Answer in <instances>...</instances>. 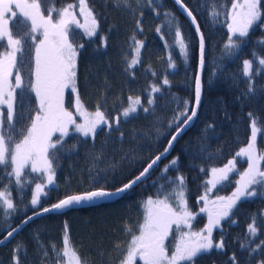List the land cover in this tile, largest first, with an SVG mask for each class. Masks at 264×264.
<instances>
[{"label": "trees", "instance_id": "trees-1", "mask_svg": "<svg viewBox=\"0 0 264 264\" xmlns=\"http://www.w3.org/2000/svg\"><path fill=\"white\" fill-rule=\"evenodd\" d=\"M16 2L9 5L4 15L8 19L9 30L14 36H20L23 29L19 22L26 18L16 8ZM182 2L192 11L204 38L201 99L193 123L142 182L114 201L70 209L60 214L50 212L32 219L7 245L0 247V250L9 251L1 257L0 264H14V255L19 258V264H63L61 249L66 234L65 225L69 243L83 264H120L124 259L120 253L126 255L132 235L139 233V224L144 221V202L149 197L163 199V195L158 197L162 185L165 190L171 191L174 187L171 180L180 175L185 178L184 202L193 218L191 232H201L206 222L204 211H200L205 207L201 197L227 198L236 191L238 178L248 167L247 159L237 157L236 153L247 146L251 136L249 113L264 124V69L262 74L253 76L254 94L247 93V78L243 76L245 59L253 60V53L257 58L264 57V44L260 43L264 41V22L254 25L247 37H235L240 46L233 55L228 56L224 45L229 36L227 24L231 21L226 20L224 15H220L218 21L210 19L211 0ZM216 2L222 10L231 9V0ZM86 3L95 14L98 27L95 35L85 36L75 23L68 26L69 40L77 49L76 94L65 91L63 104L73 112L78 96L79 103L86 110L99 108L110 123L114 122L116 116L119 123L112 124L111 128L100 127L94 137H84L73 131L62 137L64 146L54 166L55 185L40 194L35 208L31 205L35 184L17 189L12 178L10 188L17 206L16 212L7 222L0 216V237L6 233L9 225L15 226L34 211L68 195L101 187L115 190L128 182L165 148L176 130L173 117L184 111L185 101L188 102L187 107L192 108L198 39L193 27L172 1L158 0V4L150 5L149 0H140L139 4L137 0H130L129 8L123 5L117 7L113 0H86ZM68 4L74 5L73 11L77 17L78 0H46L42 11L47 16V9L54 7L59 10ZM260 6L264 9V0ZM153 7H156V11H153ZM13 11L17 14L15 17L12 16ZM165 12L171 13L180 25L187 44L186 59L175 44L174 29L170 31L166 26ZM137 22L140 27H137ZM26 26L30 29L31 22L27 21ZM158 27L161 28L159 33ZM31 35L36 42L42 39L41 30ZM135 41L142 42L139 62L128 68L130 61L137 56ZM6 48L5 38L0 55ZM26 48L28 51L24 56L23 69L25 86L16 90L18 119L14 138L17 141L22 139L21 133L31 125L30 117L34 118L39 108L35 94L27 88V65L34 64L35 55L31 38L27 39ZM257 66L258 59L254 61V69ZM165 79L168 84L163 83ZM153 85L158 86L160 92L152 93ZM150 94L155 101L151 106L148 105ZM129 97H140L141 104L151 110L145 113L143 108H138L131 116L121 117L120 113L128 106ZM3 110L6 112L5 108ZM170 121H173L172 127H169ZM58 137L60 135H54V141ZM257 150L264 152V134H258ZM177 157V165L163 172L165 166ZM229 160H234L235 170L228 173L227 180L212 189L207 183L212 177L211 170L223 168ZM24 172L30 180L45 181L44 177L32 173L29 168H25ZM5 185H9V178L0 168V189ZM168 203L176 210L180 201L173 197ZM253 218L264 228V193L258 192L254 197L241 198L237 202L230 217L222 219L218 227L212 230L214 242L223 240V251L213 249L201 255L196 264H231L229 258L234 253L239 264H258L260 251L249 256L248 250L240 247L247 234V225ZM233 220L236 223H232ZM169 233L167 247L171 250L177 234L174 229ZM262 239L264 231L258 237L251 238L249 248L255 247ZM134 264L141 263L135 261Z\"/></svg>", "mask_w": 264, "mask_h": 264}, {"label": "snow or ice", "instance_id": "snow-or-ice-1", "mask_svg": "<svg viewBox=\"0 0 264 264\" xmlns=\"http://www.w3.org/2000/svg\"><path fill=\"white\" fill-rule=\"evenodd\" d=\"M176 4L180 5L184 13L192 18V23L196 20L192 11L182 2L175 0ZM212 8L209 11V17L213 21H218L220 15H224L226 20L231 22L227 24L229 36L224 45V51L228 56L234 54L240 44L235 37L244 38L249 35V30L257 25L258 22H264V9L261 8L262 0H231V9L218 6L216 0H211ZM11 0H0V47H3V41L7 39V48L0 55V168L9 178V185H5L0 189V216L4 222H7L16 212V204L13 202L11 195V180L15 179L17 189H22L25 185L35 184L31 205L33 208L39 203L40 194L44 191L46 185L41 182H35L27 177L24 169L27 165H31V172L40 174L41 177H46L47 184L54 183V166L58 160V153L63 148L62 137L68 134V125H74L75 130L81 135L93 136L96 133L97 127L104 124L109 128L112 124L106 118L105 114L97 108L94 114H89L83 110V106L79 103L77 96V110L83 119V123H77L73 119V113L65 110L63 106V90L71 87L73 92H76V55L77 49L69 40L68 26L75 23L77 27H84L88 36H93L96 33L98 23L97 18L92 9L88 8L86 0H78V8L80 16L84 18L85 23L82 25L74 14V5L68 4L62 9L54 7L47 9V16L42 11V6L46 0H31V2H20L17 0L16 8L20 9L23 16L26 18L21 23L23 35L14 36L13 32L8 28V19L4 13L9 10ZM113 3L119 7L123 5L125 8L130 7V0H113ZM140 0H137V4ZM150 5L158 4V0H149ZM156 11V7H153ZM55 14V18L54 15ZM16 12H12V16H16ZM167 19V27L175 32V44L179 47L181 55L187 58V44L184 41L181 28L176 18L168 12L164 13ZM27 21L31 22L30 29L27 28ZM137 27H140L137 22ZM41 30L43 39L36 42V38L32 37V33ZM161 28H157L159 33ZM199 33V27L197 26ZM31 38L34 44V64H28L29 78L27 88L30 89L36 96L39 108L34 118H31V125L21 133L22 139L17 141L14 138L18 113L16 110L17 89L23 88L25 68L24 56L28 49L26 48L27 39ZM161 39H164L161 36ZM135 40V37H133ZM264 44V41H260ZM137 56L134 57L128 64V68H132L139 62V48L142 47V42L135 41ZM167 46V45H166ZM82 47V45H81ZM200 62L203 66L204 62V38H200ZM258 59V66L253 67L254 61ZM174 66V65H172ZM264 69V57H256L253 53V60L245 59L243 61V76L247 78L248 94L255 93V87L252 83L254 75L262 74ZM15 78L14 86L10 81V77ZM168 84V80L163 81ZM152 93L160 92V88L153 85ZM195 98L196 108L189 109L188 102L185 101V109L178 115L173 117L176 123V133L172 135L168 141V147L164 152L157 155L151 162L129 182L116 188L114 191H109L103 187L84 192L82 194L66 196L59 200L50 208H44L43 212L62 211L64 209L79 206L81 204H91L96 201L105 200L110 197H116L124 194L132 189L138 182L147 176L149 171L155 166L158 161L166 156L169 150L174 147V142L182 134L185 127L197 115V108L201 99V80L199 75L195 81ZM154 99L149 95L148 105L154 104ZM6 106V112L3 108ZM138 108H143L145 113L151 109L144 107L141 104L140 97H129L128 106L123 109L120 116L125 118L136 113ZM189 111L191 114L189 115ZM251 121V136L246 147H241L236 153L237 157H246L248 167L241 174L237 181L236 191L232 196L227 198H219L220 204L217 206L215 213L210 211L207 204L201 211H208L209 224L201 232L182 233L179 240L175 244L174 251L171 255L168 254L164 241L168 236L169 229L172 225H176L177 230L183 224L188 225L191 218V213L188 211L184 202L185 178L180 175L171 180L170 183L174 186L171 191L165 190V186H161L158 197L163 195V199H152L149 197L143 204L145 216L143 223L139 224V235L133 234L129 242L126 255L120 261V264H132L133 259L139 256L143 264H196L197 259L216 249L223 251L225 245L223 240L214 242L212 239V229L218 226L222 219L230 217L232 210L241 198H251L260 193H264V152L257 150L258 134H264V124H261L259 119L252 113H249ZM173 121L169 122V127L173 126ZM116 123H119V117L116 118ZM209 127H212L209 125ZM59 132L61 135L55 141L52 140V135ZM204 149H201L203 151ZM99 159V157H97ZM178 157L174 158L168 165L165 166L163 172H167L170 167L177 165ZM9 168L11 169L9 171ZM203 171V169H201ZM235 170L234 160H229L223 168H213L211 170L212 179L207 183L215 186L217 183L228 179V173ZM175 197L180 201L178 209L174 210L168 201ZM202 200H207L206 196L201 197ZM41 214L37 212L36 215ZM32 217H28L23 223H27ZM236 223V221H231ZM19 230V225L12 227L9 225L6 230V235L0 240L3 244L11 238ZM130 231V229H128ZM264 231L261 224L257 223L256 218H253L247 225L246 236L240 242L242 249L248 250V255L260 251L261 258L258 264H264V239L256 243L255 247L249 248L251 238L258 237L259 233ZM65 237L63 240V252L61 258H67V264H83L78 253L71 248L67 237V225H65ZM55 252V246H53ZM15 251H19V246ZM60 256V254H57ZM231 264H239L235 253L229 258ZM14 264H19V258L14 255Z\"/></svg>", "mask_w": 264, "mask_h": 264}, {"label": "rangeland", "instance_id": "rangeland-1", "mask_svg": "<svg viewBox=\"0 0 264 264\" xmlns=\"http://www.w3.org/2000/svg\"><path fill=\"white\" fill-rule=\"evenodd\" d=\"M15 0H11V3L10 4H12L13 2H14ZM77 17L79 18L78 20L80 21V24H84L85 23V21H84V18L82 17V16H80V13H79V8H78V14H77ZM80 29H81V31H82V33L85 35V36H88L87 35V33H86V31H85V28L84 27H79ZM42 39H43V36H42ZM76 59V58H75ZM75 71H76V69H75ZM14 80H15V78H14V76L13 77H10V81L12 82V84H13V86H14ZM67 90H69V91H71L74 95L76 94V92H73L72 91V88L71 87H68V88H65L64 90H63V93L65 92V91H67ZM74 102H77V100H75ZM63 106H64V104H63ZM74 106H75V109H74V111L73 112H71V111H69V112H71V113H73V119L77 122V123H83V119H82V117L79 115V113H78V110H77V104L75 105L74 104ZM5 109H6V106L4 107ZM65 108V107H64ZM65 110H67L66 108H65ZM83 110L84 111H86V112H88L89 114H94L95 113V111L96 110H86L85 108H83ZM68 111V110H67ZM121 117H123V116H121ZM116 118H117V116L114 118V122H112L111 124H114V125H117V123H116ZM110 122V121H109ZM100 127H106V128H108V126H106V125H104V124H100L98 127H97V129H99ZM77 132L76 130H75V126L74 125H68V133L69 132ZM77 133H79V132H77ZM80 134V133H79ZM54 135H61L59 132H55V133H53V135H52V140L54 141V139H53V136ZM81 135V134H80ZM83 136V135H82ZM85 137V136H84ZM87 137H93V136H87ZM244 158H246V157H244ZM25 168H29L30 170H31V165L29 164V165H27ZM45 178V181H44V184L46 185V187L44 188V191L47 189V188H49V187H52V186H54L55 185V181H54V183L53 184H51V185H49V184H47V179H46V177H44ZM211 179H212V177H211ZM210 179V180H211ZM238 179H240V176H239V178ZM221 183V182H220ZM220 183H217L215 186H213V185H211L210 184V186H212V189L214 188V187H216L217 185H219ZM34 188H35V186H34ZM237 188V187H236ZM33 191H34V189H33ZM43 191V192H44ZM32 195H33V193H32ZM210 195H206V197H207V200L205 201V200H202L203 201V204H204V206L207 204V207H208V209L210 210V211H213V213H215V211L217 210V206L220 204V200H219V198H217L216 196H211V197H209ZM31 199H32V197H31ZM201 211V210H200ZM199 211V212H200ZM204 213H205V217H206V222H205V224H204V227H203V229H205V227L209 224V215H208V211H204ZM193 222V218H192V214H191V218H190V220L188 221V225L187 226H185V225H181L180 226V229L179 230H177V228H176V225H172L171 226V228L169 229V231L171 230V229H174V230H176V233L175 234H177L176 235V238H177V240L175 241V244H176V242L179 240V238H180V236H181V234L182 233H191V231H190V226H191V223ZM216 227H218V226H214L213 227V229L214 228H216ZM212 229V230H213ZM170 233H168V235H169ZM137 235H139V233L137 234ZM65 237V236H64ZM64 237H63V240H64ZM63 240H62V249H61V255H62V252H63ZM164 244H165V247H166V250H167V252H168V254L169 255H171V253H172V251H174V248H175V244H174V246H173V248L170 250L168 247H167V237L165 238V241H164ZM71 246V245H70ZM71 248H72V246H71ZM73 249V248H72ZM9 251L7 250V249H3V250H0V259H1V257L6 253H8ZM63 259V264H67V258H62ZM135 261H139V256H136L134 259H133V262H132V264H134L135 263ZM140 262V261H139ZM142 262V261H141ZM140 262V263H141ZM141 264H143V262L141 263Z\"/></svg>", "mask_w": 264, "mask_h": 264}, {"label": "water", "instance_id": "water-1", "mask_svg": "<svg viewBox=\"0 0 264 264\" xmlns=\"http://www.w3.org/2000/svg\"><path fill=\"white\" fill-rule=\"evenodd\" d=\"M170 1H172L173 3H174V5L176 6V8H177V10L179 11V13L182 15V16H184L185 18H186V20L189 22V24L193 27V29H194V32H195V34H196V36H197V39H198V65H197V71H196V76L197 75H199V77H200V80H201V70H202V66H201V62H200V60H201V58H200V38H201V36H202V34H201V32H200V30H199V33L197 32V22L195 23V24H193L192 23V18H190V17H188L187 16V14L186 13H184V11H183V9L180 7V5H178V4H176V2H175V0H170ZM196 76H195V81H196ZM195 81H194V101H193V104H192V108H196L197 107V105H196V98H195ZM197 111H198V108H197ZM190 114H191V112H190ZM189 114V115H190ZM194 119H195V117L193 118V120L189 123V125L187 126V127H189L192 123H193V121H194ZM187 127H185L184 128V130H183V132L187 129ZM182 132V133H183ZM175 133H176V130L174 131V133L172 134V135H175ZM172 135L170 136V138H169V140L171 139V137H172ZM168 140V141H169ZM166 147H168V142H167V144H166V146H165V148ZM165 148L160 152V153H158L157 155H159V154H161V153H163L164 152V150H165ZM171 150V149H170ZM170 150H169V152H170ZM169 152H168V154H169ZM167 154V155H168ZM156 155V156H157ZM166 155V156H167ZM156 156H154L152 159H154ZM163 157H165V156H163ZM162 157V158H163ZM151 159V160H152ZM151 160L145 165V167H147V165L151 162ZM160 161V160H159ZM159 161H158V163H159ZM157 163V164H158ZM156 164V165H157ZM155 165V166H156ZM155 166H153V168L155 167ZM144 167V168H145ZM143 168V169H144ZM152 168V169H153ZM143 169H142V171H143ZM151 169V170H152ZM150 170V171H151ZM141 171V172H142ZM149 171V172H150ZM140 174V173H139ZM139 174H137V175H139ZM136 175V176H137ZM134 178V177H133ZM132 178V179H133ZM131 180V179H130ZM129 180V181H130ZM128 181V182H129ZM127 183V182H126ZM110 191H114V190H110ZM82 193H84V192H82ZM82 193H78V194H82ZM72 195H76V194H72ZM68 196H70V195H68ZM119 196H116V197H110V198H107V199H105V200H100V201H96V202H94V203H91V204H81V205H79V206H73V207H70V208H67V209H64V210H62V211H59V212H57V211H51V212H53V213H57V214H60V213H64L65 211H67V210H70V209H78V208H85V207H90V206H94V205H98V204H100V203H103V202H111V201H114V200H116L117 198H118ZM65 198V197H64ZM64 198H62V199H64ZM61 200V199H60ZM58 202V201H57ZM57 202H55V203H57ZM54 203V204H55ZM53 204H51V205H49V206H47V207H45V208H50L51 206H52ZM43 209L44 208H41V209H39V210H37V211H34L33 213H31L30 215H28L27 217H25L24 219H22L18 224H16L15 226H17V225H19V230L11 237V238H9L8 240H6L3 244H0V247H3V246H5V245H7L19 232H20V230L24 227V226H26L32 219H34V218H36V217H38V216H41V215H45V214H47V213H50V212H47V213H44L43 212ZM37 212H40L41 214H39V215H36V213ZM28 217H32V219L31 220H28L27 221V223H23V221H25V220H27V218ZM15 226H13V227H15ZM6 235V233L2 236V237H0V240H2L3 239V237Z\"/></svg>", "mask_w": 264, "mask_h": 264}, {"label": "flooded vegetation", "instance_id": "flooded-vegetation-1", "mask_svg": "<svg viewBox=\"0 0 264 264\" xmlns=\"http://www.w3.org/2000/svg\"><path fill=\"white\" fill-rule=\"evenodd\" d=\"M139 261L141 262L142 260L139 259ZM142 262H143V261H142ZM142 262H141V263H142Z\"/></svg>", "mask_w": 264, "mask_h": 264}]
</instances>
